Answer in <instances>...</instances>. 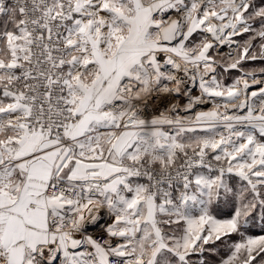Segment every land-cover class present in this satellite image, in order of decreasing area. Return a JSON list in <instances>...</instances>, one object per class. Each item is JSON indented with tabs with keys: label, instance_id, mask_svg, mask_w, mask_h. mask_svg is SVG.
Here are the masks:
<instances>
[{
	"label": "snow or ice",
	"instance_id": "obj_1",
	"mask_svg": "<svg viewBox=\"0 0 264 264\" xmlns=\"http://www.w3.org/2000/svg\"><path fill=\"white\" fill-rule=\"evenodd\" d=\"M0 264H264V0H0Z\"/></svg>",
	"mask_w": 264,
	"mask_h": 264
}]
</instances>
